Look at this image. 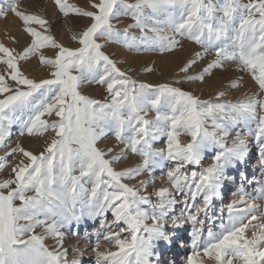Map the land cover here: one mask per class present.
<instances>
[{
	"label": "snow or ice",
	"instance_id": "1",
	"mask_svg": "<svg viewBox=\"0 0 264 264\" xmlns=\"http://www.w3.org/2000/svg\"><path fill=\"white\" fill-rule=\"evenodd\" d=\"M53 3L65 18L91 21L71 35L77 47L57 40L50 22L22 11L18 0L0 4V17L11 12L30 38L21 51L0 43V63L5 65L0 71V148L8 146L14 124L21 136L53 133L39 153L19 143L6 153H19L22 159L12 166L10 178L0 181V264H69L63 230L84 215L99 220L96 243L108 242L116 249L99 255L97 264H151V241L162 236L165 217L177 205L173 191L182 194L183 206L171 223L194 225L193 251L186 264H203L202 256L215 264H264V213L255 203L264 200V180L252 193L241 188L234 194L239 198L226 206L228 218L219 232L205 234L201 219L218 195L224 165L245 154L252 122L251 134L264 139V95L252 93L232 102L225 101L226 92L220 90L201 99L174 86L179 79L156 85L137 81L104 51L116 44L129 52L165 54L187 40L202 51L179 69L185 81L203 83L215 71L235 64L264 94V0H88L87 8L68 0ZM122 17L132 23L119 29L113 21ZM48 49L53 55H46ZM209 53L213 58L189 74ZM32 57L49 69L47 78H30L21 69V62ZM143 71L153 69L145 66ZM85 84L104 87V98L83 94ZM229 87L238 89L240 83L233 80ZM238 125L245 126L244 132L233 136ZM182 135L187 142H181ZM109 136L123 145L110 157L113 148L106 152L98 146ZM161 138L164 147H155ZM209 147L220 149L212 162L188 172V166H202L201 153ZM261 151L258 163L264 166V143ZM129 153L140 163L116 170L113 161ZM6 166L0 158V170ZM164 169L171 188L148 193L157 179L154 174ZM145 175L138 185L125 182ZM48 238L56 244L51 250L45 244Z\"/></svg>",
	"mask_w": 264,
	"mask_h": 264
},
{
	"label": "rangeland",
	"instance_id": "2",
	"mask_svg": "<svg viewBox=\"0 0 264 264\" xmlns=\"http://www.w3.org/2000/svg\"><path fill=\"white\" fill-rule=\"evenodd\" d=\"M10 2L11 0H0V4L5 6ZM68 2L85 8L89 6L88 0H68ZM129 2H131V0H129ZM18 3L22 11L45 17L51 24L52 34L66 46L77 47L78 45L72 41L71 35L74 32L82 30L91 22L87 18H78L75 16L69 18L63 17L55 8L53 0H18ZM113 23L116 24L119 29H124L128 24L132 23V21L129 17H122L118 21H113ZM22 29V22L11 12L8 13L6 18L0 17V43L9 48L21 51L30 39ZM131 32L135 35H139L138 29H132ZM182 45V47L175 51L165 54L155 52H129L116 44L106 45L104 51L118 62V67L121 70L126 71L128 75L137 81L156 85L161 83L172 84L175 80L179 79L181 83L174 86H178L185 91H190L201 99H209L220 90L226 92L223 99L232 102L242 99L245 96H250L252 93H256L257 98L264 95L259 92L254 81L251 80L250 75L242 69H239L235 64L226 65V71H215L210 77H207L203 83L185 81L183 79L185 74L180 73L179 69L187 60L192 58L196 52H199V49L201 51L202 49L198 45L187 40H184ZM46 55H53V50H46ZM213 56L214 53L207 54L201 62L197 63L192 68L189 74L198 73ZM145 66L151 67L153 71L151 73L144 72L143 69ZM20 67L25 74L35 79L47 78V73L49 71L47 67L39 64L36 57L30 58L26 62H21ZM4 68L5 65L0 63V71H3ZM233 80H237L240 83V87L236 90L229 87V83ZM80 90L83 94L92 98L103 99L105 96L104 87L96 84H85ZM153 115V113L149 114L150 117ZM53 118L54 117H49L48 119L51 120ZM244 128V125H238L233 129L232 135L234 136L236 132L243 134ZM254 130L255 124L252 122L248 127L249 134L245 137L246 151L248 149L250 150V152L246 154V157L243 155L241 158L231 159L224 165L222 178L219 181L218 195L212 199L207 215L201 217L205 234L209 230L214 233L219 232L221 222L228 218L226 206L239 198L234 194L241 188L248 193H252L257 187V183L260 180H264V166L258 163L262 154L261 144L264 143V139H257L252 135L251 133L254 132ZM10 132L11 135L7 141L8 146L6 148H0V158H4L7 162V166L3 170H0V181L10 178L12 166L19 163L22 159L19 153L14 156H6V153L9 152L11 148L19 143L27 150L33 153H39L43 150L45 142L50 140L53 136L51 130L44 133L43 136H21L20 127L15 124L11 127ZM188 139L189 138L184 135L180 137L182 143L187 142ZM229 139H231V137H229ZM98 146L106 152L108 148H113V152L108 153V157L118 154L120 148L123 147V145L115 141L113 136H109L107 139L99 142ZM155 147H164L163 138L157 142ZM219 151L220 149L215 147L205 149L201 153L203 157L202 166H188V172L194 170L199 171L200 167H207ZM139 163L140 158L129 153L125 159L113 161V167L116 170H123ZM166 170L167 169L156 171L154 175L157 179L154 183L149 185L148 193H153L154 189H159L161 187L171 188L166 176L162 175V172ZM75 174L78 175V172ZM145 178L146 175L125 182L135 186L139 184L140 180ZM86 187L90 189L91 185H86ZM173 195L177 199L174 213H170L165 217L166 222L160 228L162 236L151 241V255L148 257L151 264H186V258L193 251L194 225L189 222H184L179 226H174L173 223H171L173 216L179 217L181 207L183 206L181 203L183 200L182 194L173 191ZM151 198L153 201L156 200L154 194ZM256 202L257 204L264 205V200ZM237 207L242 208L244 205H238ZM256 214L259 215V213ZM111 219L112 217L109 213L108 220L111 221ZM98 227L99 220L89 218L87 215H84L79 221H72L67 225L63 230L65 232L63 250L67 251V260H72L75 255L74 250L81 248L84 250V256L81 257L80 264H95V255L92 249L94 248V243L99 239L96 235ZM36 231L39 232L41 230L37 229ZM251 234V231H248L247 235L249 237ZM179 239L182 241L181 246H175L174 242ZM102 243L109 244L108 242ZM45 244L50 250L56 246L55 241L51 238L46 239ZM110 250L116 251L113 246H111ZM202 259L203 264H214V261H210L206 257L202 256Z\"/></svg>",
	"mask_w": 264,
	"mask_h": 264
},
{
	"label": "clouds",
	"instance_id": "3",
	"mask_svg": "<svg viewBox=\"0 0 264 264\" xmlns=\"http://www.w3.org/2000/svg\"><path fill=\"white\" fill-rule=\"evenodd\" d=\"M257 204V202H255ZM261 209H262V213H264V205L262 204H257ZM252 235V234H251ZM111 244H105V243H96L94 244V255H95V264H97V257L101 254L103 255H107L111 250ZM75 251V255L73 257L72 260H79L81 259L82 256H84V250L81 249V248H77L74 250ZM72 260H68L69 261V264ZM210 261H214L212 259H209ZM215 264V262H214ZM233 264H239V261L238 260H233Z\"/></svg>",
	"mask_w": 264,
	"mask_h": 264
},
{
	"label": "bare ground",
	"instance_id": "4",
	"mask_svg": "<svg viewBox=\"0 0 264 264\" xmlns=\"http://www.w3.org/2000/svg\"><path fill=\"white\" fill-rule=\"evenodd\" d=\"M199 51H201L200 49H199ZM178 66V65H177ZM176 67V66H175ZM176 70V69H175ZM149 82V81H148ZM152 83V82H151ZM236 90V89H235ZM250 152V150L248 149L247 151H245V157H246V154L247 153H249ZM8 175V174H7ZM175 243V246H181V244H182V241H181V239H179L178 241H175L174 242ZM173 244V243H172Z\"/></svg>",
	"mask_w": 264,
	"mask_h": 264
}]
</instances>
